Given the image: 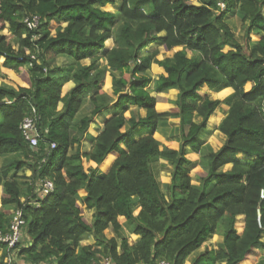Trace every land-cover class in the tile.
Segmentation results:
<instances>
[{"label":"trees","instance_id":"1","mask_svg":"<svg viewBox=\"0 0 264 264\" xmlns=\"http://www.w3.org/2000/svg\"><path fill=\"white\" fill-rule=\"evenodd\" d=\"M231 15L244 25L243 40L228 24ZM32 16L36 29L24 23ZM151 43L178 49L157 59L158 52L144 53ZM0 57V230L8 232L14 209L24 219L14 255L0 241V264H185L219 230L217 248L205 246L190 264H264L253 256L264 251V0H0ZM152 63L164 69L154 91L178 93L168 112L156 110L150 92ZM106 76L113 98L103 90ZM204 85L233 94L211 100ZM85 101L88 113L80 114ZM221 103L228 106L218 125L225 141L207 155L206 174L194 184L187 147H199ZM32 108L40 132L34 148L19 128ZM108 109L99 133L88 137ZM141 109L144 117L135 114ZM169 117L179 119L180 142L161 147L156 128ZM139 126L150 133L135 139ZM111 153L114 162L101 172ZM159 159L171 165L163 188L152 168ZM44 179L53 190L41 197L36 188ZM84 208L93 211L91 222ZM125 222L137 241L121 234ZM88 234L94 243L83 245Z\"/></svg>","mask_w":264,"mask_h":264},{"label":"crops","instance_id":"2","mask_svg":"<svg viewBox=\"0 0 264 264\" xmlns=\"http://www.w3.org/2000/svg\"><path fill=\"white\" fill-rule=\"evenodd\" d=\"M237 37L236 31H234ZM238 32V31H237ZM113 45V44H112ZM112 45H107L108 48H110ZM178 48H174L171 50H166L162 45L151 43L144 49V53H152V52H158L157 59H163L165 57H172L173 53ZM188 57H191V54L188 52ZM60 60V61H59ZM57 59V64L64 63L65 59L61 57V59ZM89 59H84L81 61L82 64H89ZM3 57H0V83L3 82ZM106 64L105 60H101V65ZM164 73V69L157 65L156 63H152L150 70L148 74L152 77L153 82L150 85V92L151 95L156 98V110L158 112H168L171 109L175 107V101L177 99V90L170 89L167 92H155L154 91V81L158 78L159 74ZM73 86V82H67L64 85V90H68ZM250 86L247 85V88ZM103 90L105 93L110 96L111 98L114 97L113 90L111 87V80L108 76L104 79V86ZM202 94H207L209 99L211 100H219L224 101L226 98L230 97L233 94V89L230 87L223 88L221 90L215 91L210 89L209 86L204 85L200 89ZM84 105L89 106V102L85 101ZM89 109V107H88ZM88 109H85L84 113H88ZM82 110V109H81ZM228 106L225 104H220L214 112L209 116L207 119L205 127L200 131L198 136L199 141V147L198 148H191L187 147V153L186 157L189 160L190 163V177L194 184H198L199 179L203 177L206 174L207 171V161L205 158L210 152H215L219 150V148L222 146V144L225 141L224 134L218 129V125L220 121L225 117L227 114ZM133 112V111H132ZM83 113V111H80V114ZM83 113V114H84ZM110 109H108L106 112H103L102 114L98 115L95 118V122L90 125L89 128V134L90 136H96L99 131L101 130V127L103 125V122L106 118L110 116ZM136 115H139L140 117L145 116V111L143 109L136 111ZM125 116L127 118L130 117V112H126ZM202 117L193 114L191 121L199 123L201 121ZM150 133L144 126H139L137 130L134 131V138L137 139L141 136L147 135ZM156 133L162 138L161 139V147L163 146V143H177L180 142V127H179V119L178 118H167L166 120L160 122L158 127L156 128ZM81 148L83 151H89L91 148L90 141L84 140L81 142ZM116 158V155L114 153L109 154L104 162L99 166V170L101 172H105L109 166L114 162ZM154 174L156 176V179L162 184V188L166 184V179H170V168L171 165L164 159H159L157 162H155L152 165ZM29 173H26V175H29ZM0 195H1V186H0ZM92 210H88L84 208V216L88 222H91L92 220ZM244 227V216L239 215L236 217L235 221V228L238 232H241ZM107 231L110 232L109 235H106L107 237L114 236V232L111 229H108ZM106 234V233H105ZM121 234L127 237L132 238L134 241L138 240V236L134 235L132 233V224L131 222H125L122 224L121 227ZM25 241L28 240L27 236L24 237ZM264 233L262 235L261 240L263 241ZM84 241L86 244H93L94 238L92 235H86L84 238ZM221 239V230L218 231V234H214L211 238H209L206 243L196 252L192 253L185 264H190L192 259L197 256L201 251L204 250L205 246L210 245L213 248H217L216 244ZM83 241V242H84ZM82 242L83 245H86Z\"/></svg>","mask_w":264,"mask_h":264},{"label":"built area","instance_id":"3","mask_svg":"<svg viewBox=\"0 0 264 264\" xmlns=\"http://www.w3.org/2000/svg\"><path fill=\"white\" fill-rule=\"evenodd\" d=\"M218 5L220 8H224L223 2H219ZM39 22L37 16L25 17L24 23L29 29H36ZM34 58V56H31ZM37 116L35 114V109L32 108L31 112L23 118L20 122L19 128L24 136V139L28 142L29 146L34 148L38 146L40 139V132L36 126ZM55 143L51 142L49 148H54ZM53 190V182L48 179L40 180L37 183V194L39 196H44ZM263 196V195H262ZM24 224V219L22 217V212L20 209L13 210V216L9 224L8 232L4 233L0 230V241L6 244L8 250H12L10 253L14 255L16 251V244L20 242L22 237V226ZM107 264H113L112 261L108 258H104ZM156 264H171L166 260H159Z\"/></svg>","mask_w":264,"mask_h":264},{"label":"rangeland","instance_id":"4","mask_svg":"<svg viewBox=\"0 0 264 264\" xmlns=\"http://www.w3.org/2000/svg\"><path fill=\"white\" fill-rule=\"evenodd\" d=\"M118 7H119V2L114 4L113 6H106L105 9L116 10ZM228 24L233 31H236L237 38L239 40H243V36H244V27L243 26L244 25L242 24L241 20L237 17V15H231L230 18H228ZM3 32L5 34H8V31L6 29ZM250 35H251V39H253V40H257L259 38V36L257 34L251 33ZM106 43H107V45H112L113 41H112V39H109L106 41ZM59 59H61V57H59L58 60ZM100 63H101V61H100ZM26 68H27V66H26ZM87 108H88V105H83L82 111L84 112L85 109H87ZM26 173H29V170H26ZM105 233H106V235L110 234V232L107 230H105ZM83 241H84V239L81 240V243ZM263 242H264V238H263ZM83 243L86 244L85 241ZM253 253H254L253 256L257 257L258 255H261L262 257H264V251H262V250L261 251L255 250ZM18 264H24V263L19 262ZM95 264H107V263H106L105 259H102L99 262H95Z\"/></svg>","mask_w":264,"mask_h":264}]
</instances>
